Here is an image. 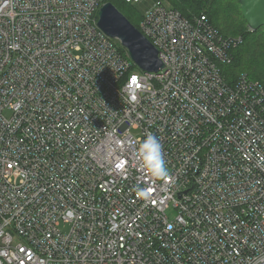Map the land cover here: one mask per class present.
Instances as JSON below:
<instances>
[{
    "label": "built area",
    "instance_id": "built-area-1",
    "mask_svg": "<svg viewBox=\"0 0 264 264\" xmlns=\"http://www.w3.org/2000/svg\"><path fill=\"white\" fill-rule=\"evenodd\" d=\"M101 5L0 0V264H264V88L223 75L237 43L153 0L146 73Z\"/></svg>",
    "mask_w": 264,
    "mask_h": 264
},
{
    "label": "trees",
    "instance_id": "trees-1",
    "mask_svg": "<svg viewBox=\"0 0 264 264\" xmlns=\"http://www.w3.org/2000/svg\"><path fill=\"white\" fill-rule=\"evenodd\" d=\"M177 11L187 20L203 14L210 25L218 33L228 39L239 40L231 47V60L221 65L222 73L230 83L241 75H246L250 81L260 83L264 88V26L256 31H250L241 16L239 0H161ZM112 3L136 28L143 18L136 7L126 4L124 0H102V3ZM241 20L238 26L234 22ZM223 25V29L220 26Z\"/></svg>",
    "mask_w": 264,
    "mask_h": 264
},
{
    "label": "water",
    "instance_id": "water-1",
    "mask_svg": "<svg viewBox=\"0 0 264 264\" xmlns=\"http://www.w3.org/2000/svg\"><path fill=\"white\" fill-rule=\"evenodd\" d=\"M239 8L250 31L264 26V0H239ZM98 27L109 38L119 41L140 70L151 73L162 69L155 47L112 3H104L99 9Z\"/></svg>",
    "mask_w": 264,
    "mask_h": 264
},
{
    "label": "clouds",
    "instance_id": "clouds-1",
    "mask_svg": "<svg viewBox=\"0 0 264 264\" xmlns=\"http://www.w3.org/2000/svg\"><path fill=\"white\" fill-rule=\"evenodd\" d=\"M142 167L154 178L163 179L169 175L161 139L149 134L142 140L137 149Z\"/></svg>",
    "mask_w": 264,
    "mask_h": 264
},
{
    "label": "rangeland",
    "instance_id": "rangeland-1",
    "mask_svg": "<svg viewBox=\"0 0 264 264\" xmlns=\"http://www.w3.org/2000/svg\"><path fill=\"white\" fill-rule=\"evenodd\" d=\"M124 1H125V0H124ZM152 2H153V0H139V2H137V3L134 4L133 6L136 7V9H137L141 14L144 15L145 12L150 8ZM126 4H128V3H126ZM164 4H165L166 6H168L167 3H166L165 1H164ZM168 7H169V6H168ZM234 22H235L236 25H238V26L241 25V20L236 19ZM220 29H221V30L223 29V25L220 26ZM250 80H251V79H250ZM254 82H256V81H254ZM256 83H257V82H256ZM258 84H260V83H258ZM260 85H261V84H260Z\"/></svg>",
    "mask_w": 264,
    "mask_h": 264
},
{
    "label": "bare ground",
    "instance_id": "bare-ground-1",
    "mask_svg": "<svg viewBox=\"0 0 264 264\" xmlns=\"http://www.w3.org/2000/svg\"><path fill=\"white\" fill-rule=\"evenodd\" d=\"M126 2V1H125ZM127 3V2H126ZM102 5H103V3H102ZM101 5V6H102ZM130 5V4H129ZM101 8V7H100ZM170 8V7H169ZM181 15V14H180ZM200 16V15H199ZM199 16H196V17H199ZM183 17V16H182ZM184 18V17H183ZM143 19V18H142ZM192 20H193V18H192ZM192 20H190V21H192ZM142 21V20H141ZM141 23V22H140ZM210 24V23H209ZM140 33H141V31H140V24H139V29H137ZM142 34V33H141ZM143 35V34H142ZM107 36V35H106ZM144 36V35H143ZM108 37V36H107ZM145 37V36H144ZM109 38V37H108ZM146 38V37H145ZM224 38V37H223ZM111 39V38H110ZM147 39V38H146ZM226 39H228V38H226ZM112 40H115V41H117L118 43H119V41L118 40H116V39H112ZM148 40V39H147ZM230 40H232L233 41V43H237L238 44V42H239V40L237 41L236 39H230ZM149 41V40H148ZM150 42V41H149ZM151 43V42H150ZM152 44V43H151ZM236 44V45H237ZM231 47H235V46H231ZM231 47H230V49H231ZM156 49V48H155ZM230 49H229V51H230ZM157 50V49H156ZM157 55H158V52H157ZM241 79L240 78H237L235 81L238 83L239 81H240ZM260 111H262V109H259ZM262 112H264V111H262ZM229 125H231L232 127H236V128H238L239 126H238V124L235 122V121H233V120H230L229 121ZM195 228L196 229H202V225L201 224H199V223H197L196 225H195Z\"/></svg>",
    "mask_w": 264,
    "mask_h": 264
}]
</instances>
